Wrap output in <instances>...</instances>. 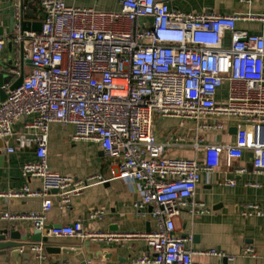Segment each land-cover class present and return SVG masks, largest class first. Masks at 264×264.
Returning a JSON list of instances; mask_svg holds the SVG:
<instances>
[{
	"label": "built area",
	"instance_id": "obj_1",
	"mask_svg": "<svg viewBox=\"0 0 264 264\" xmlns=\"http://www.w3.org/2000/svg\"><path fill=\"white\" fill-rule=\"evenodd\" d=\"M119 2V10H102L41 0L40 31H22L17 23L12 38L31 69L19 87L0 99V138L15 137L20 149L35 148L37 161L23 163L22 172L40 178L41 188L24 186L1 194L41 196L43 202L38 212L3 217L31 220L47 236L104 244L143 239L154 255L137 259L139 264H193L196 253L227 258L216 249L194 252L187 246L193 235L179 234L176 218L195 196L202 171L215 170L224 157L232 165L249 150L254 169L264 173V15L250 16L261 22L260 32H250L237 27L239 16L234 14L185 12L160 0ZM14 4L20 22L26 6L21 0ZM227 32L229 45L224 43ZM5 43L0 39V50ZM223 87L226 94L220 99ZM157 116L194 121L202 130L194 143L198 155L166 153L171 142L156 138ZM21 118L28 120L16 132L14 124ZM234 119V142H216L213 135L229 133L226 121ZM55 122L73 125V140L94 141L116 160L112 176L139 184L141 198L134 206L140 216L156 219L158 229L89 230L80 220L47 228L55 196L61 205H69L94 180L104 181L101 175L81 179L48 167L50 126ZM245 171L244 166L237 168ZM225 181L236 184L235 179ZM191 210L204 212L205 206ZM242 215L264 217V204L248 203ZM90 217L102 218V213ZM44 248L42 240L32 245L39 260L47 258ZM245 253L257 256L253 246H246Z\"/></svg>",
	"mask_w": 264,
	"mask_h": 264
},
{
	"label": "crops",
	"instance_id": "obj_2",
	"mask_svg": "<svg viewBox=\"0 0 264 264\" xmlns=\"http://www.w3.org/2000/svg\"><path fill=\"white\" fill-rule=\"evenodd\" d=\"M171 8L185 12H214L216 14L239 16L237 27L250 32H260L261 22L250 16L264 15V0H160ZM26 6L24 19L28 22H42L44 12L41 0H21ZM73 7H94L102 10H119V0H64ZM14 0H0V25L4 27V35L0 39L6 41L0 50V71L21 69L25 76L29 74V62L20 61L18 46L13 41L10 32V6ZM19 21V19L17 18ZM225 45L230 44V34L226 33ZM12 61L10 66L9 62ZM15 72V69L13 70ZM17 77L11 78V83ZM226 88L219 91V98H225ZM28 118L15 122L14 130H23ZM218 120V119H217ZM211 119L210 121H217ZM223 120V119H221ZM176 118L157 116L154 120V134L161 142H171L166 153L175 156L196 157L194 148L198 130L192 120L183 122L182 130H178ZM229 133H215L213 137L220 144H230L235 140L231 132L237 121H226ZM74 126L71 124L52 123L49 133L48 158L49 168L63 174L74 175L81 179L101 175L104 181L94 180L81 195L74 196L69 205H61L54 197V206L47 212V228L66 225L80 220L84 228L100 231H145L158 229L156 219L150 215L138 214L134 203L141 198V187L137 182H125L112 176V169L117 167L115 159L111 158L102 147L91 140H73ZM211 132L207 134L209 139ZM179 138V140H171ZM4 142L6 158L0 166V230L9 232L0 238V242L12 241L11 230L27 237L28 242H35V227L31 220H10L3 217L5 213L22 214L42 209L41 196L18 197L2 195L29 186L32 189L41 188V179L27 177L22 172L25 162L37 161L35 148L20 149L15 137L0 138ZM171 140V141H170ZM14 147L13 152H7ZM253 153L245 151L241 159L233 160L230 165L224 157L222 164L212 171L203 170L195 196L188 201L181 214L176 218L177 232L182 235L192 234L193 241L187 243L194 252L216 249L228 257L214 255L193 256V264H264V217L244 216L242 210L246 204L256 202L264 204V173L257 172L252 164ZM244 166L246 171L237 172ZM226 179H235L236 184H226ZM204 204L205 211L194 213L191 208ZM149 211V208L148 210ZM93 212H101L102 218H91ZM42 234V233H41ZM46 237L45 252L47 258L39 260L33 251H23L22 258L15 259L13 248L0 247V264H81L74 254L63 252L67 248H80L87 264H139L141 257H153V250L143 239H129L123 242L104 244L98 241L80 237ZM39 242V241H37ZM34 244V243H33ZM246 246H253L257 256L245 253Z\"/></svg>",
	"mask_w": 264,
	"mask_h": 264
},
{
	"label": "water",
	"instance_id": "obj_3",
	"mask_svg": "<svg viewBox=\"0 0 264 264\" xmlns=\"http://www.w3.org/2000/svg\"><path fill=\"white\" fill-rule=\"evenodd\" d=\"M6 0H2V2H5ZM17 23L20 24L21 30H34V31H40L42 22H28L24 19V12H21L20 22L17 20L16 16V7L15 5L10 6V32H15ZM4 35V27L0 25V37ZM21 62L24 64V62H28L24 59L23 50L20 56ZM10 66L12 64V61L9 62ZM15 71L18 70L15 68ZM13 68L10 70H1L0 71V99H5L7 97V90H13L17 87H19L25 77V72L23 70V67L21 66V69L19 71V74L17 72H14ZM17 77L16 80H14L11 83V78ZM231 132L235 133L236 128H234ZM6 149L4 148V142L0 139V166L3 165V162L6 158ZM56 191V190H54ZM9 232L8 229H2L0 230V238L4 237L5 234ZM12 233V241L8 242H0V247H11L12 255L15 259H20L23 256V251L31 252L32 251V245L35 242H28L27 237L24 235H21L19 232H16L14 230H11ZM32 239L37 241L43 240L44 242L47 241L46 237H42V234L40 231L35 230V235L32 236ZM65 253H70L76 255V257L80 260L81 264H87V261L85 259V254L80 248H67L66 250H63Z\"/></svg>",
	"mask_w": 264,
	"mask_h": 264
},
{
	"label": "rangeland",
	"instance_id": "obj_4",
	"mask_svg": "<svg viewBox=\"0 0 264 264\" xmlns=\"http://www.w3.org/2000/svg\"><path fill=\"white\" fill-rule=\"evenodd\" d=\"M176 124H177V126H178V130H182L180 127L183 126V125H182L183 123H182V122H181V123H180V122H177Z\"/></svg>",
	"mask_w": 264,
	"mask_h": 264
}]
</instances>
